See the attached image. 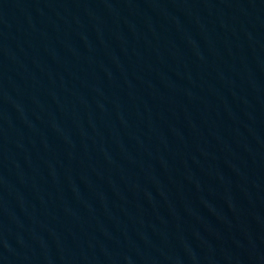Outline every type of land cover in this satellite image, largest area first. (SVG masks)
<instances>
[{"label": "water", "instance_id": "1", "mask_svg": "<svg viewBox=\"0 0 264 264\" xmlns=\"http://www.w3.org/2000/svg\"><path fill=\"white\" fill-rule=\"evenodd\" d=\"M0 264H264V0H0Z\"/></svg>", "mask_w": 264, "mask_h": 264}]
</instances>
